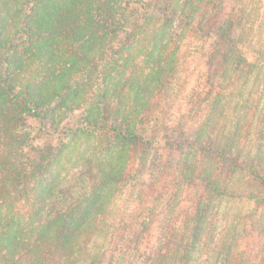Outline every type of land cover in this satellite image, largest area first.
Segmentation results:
<instances>
[{"label":"trees","instance_id":"1","mask_svg":"<svg viewBox=\"0 0 264 264\" xmlns=\"http://www.w3.org/2000/svg\"><path fill=\"white\" fill-rule=\"evenodd\" d=\"M224 2L0 0V264H112L114 250L125 257L137 249L162 195L123 214L112 205L113 193L126 179L127 158L138 151L148 156L156 132L168 128L167 117L153 109L161 111L157 99L170 77L191 69L188 58L200 63L206 56L228 72L244 71L241 65L246 71L237 98L227 99L230 124L220 138L183 126L163 136L165 145L190 149L183 153L186 180L195 173L197 155L209 167L195 177L203 181L201 191L174 247L168 239L151 264H195L210 218L221 207L228 220L214 264H259L254 253L264 241V134L245 157L239 143L248 117L244 88L249 84L252 91L264 81V11L242 1L248 19L218 28ZM216 96L226 97L221 91ZM30 119L37 121L36 134L69 141L58 149L35 144ZM92 141L108 156L97 172L90 170L94 181L48 211L56 175L44 185L47 167ZM251 236L249 249L239 250Z\"/></svg>","mask_w":264,"mask_h":264},{"label":"rangeland","instance_id":"2","mask_svg":"<svg viewBox=\"0 0 264 264\" xmlns=\"http://www.w3.org/2000/svg\"><path fill=\"white\" fill-rule=\"evenodd\" d=\"M242 1L248 3V7L253 6L257 7L256 9L259 11H264V0L260 2H258L259 0H225L215 22L218 23V28L224 26L229 20L237 23L241 16L245 21L248 19L249 12H241L240 10L243 7ZM188 61L191 69L188 72L184 71L183 74L177 70L178 72L170 77L169 83H167L168 88H165L164 93L159 95L157 101L160 103L162 112L157 107L153 109L154 112L161 113V117H167L168 128L156 132L160 134L148 156L138 151L134 152L135 154L133 153V157L130 155L127 158L125 172L128 177L126 176V179L120 182L111 199L112 205L114 204L115 207L119 208L123 214L136 209L142 210L144 206L138 207L139 204L142 205L152 195L161 194L163 203L153 225L144 233L143 242L139 243L137 249H131L130 254L125 257L124 254L121 256L119 250L113 249L116 254L112 264H151V259L161 249H166L164 244L168 239L170 240L168 248L174 247L171 241L174 236L176 237L180 233L185 217L193 211L194 203L203 184L202 180L195 177L200 172L203 175L202 166H209L201 161V155H197L194 151L193 154L198 156L197 159L194 157L191 160L192 164L193 162L196 163L195 173L192 174L191 179L187 178L186 180L182 172L185 166L183 153L185 149L187 151L190 149L188 147L181 149L171 147L168 144L165 145L163 138L165 132L170 134L171 131L178 132L182 129L179 126H183V129L189 130L191 133L203 130L205 133H209L211 137L220 138L219 135H222L223 129L227 124H230V121L224 116L231 113V108L230 106L228 108L226 103L228 100L233 101L232 99L237 98L236 85L242 80V74L244 75L246 67L241 65L244 71L232 70L228 72L229 67L212 66L207 56L200 63L192 62L191 58H188ZM127 70L129 73L130 70ZM177 75L182 77L176 78ZM228 75L231 76V80ZM219 80L225 81L224 87L220 88V85H218ZM248 86L249 84L244 88L245 97L248 98V101L246 106L243 107V111L248 113V117L239 143L240 147L244 146V157L249 153V149L254 150L255 145L262 141L261 136L264 134V81L263 84L252 91H249ZM219 91L226 95L221 101L216 96ZM69 116L71 119L72 115L69 114ZM29 122L31 124L29 129H33L35 135L37 133V130L35 131L37 121L30 119ZM36 135L38 136L33 140L35 144L49 142L57 149L69 141L68 137L58 136L57 134L50 136ZM30 149L31 146L25 148L28 152ZM100 151L101 148L99 149L94 141L89 144L83 142L74 150L71 149L68 155L63 156L61 162L54 161L49 164L44 185H48L53 176L56 175V177L53 182L55 188L53 197L46 201L48 211H54L60 206L67 205L74 195L78 196L80 194L83 184L90 185L94 181L91 178L90 170L97 172L99 160L103 157L108 158ZM238 173L242 172L239 171ZM240 176L241 174L237 175V177ZM115 207L114 209H117ZM137 214L139 217H143L140 212H137ZM227 220L225 207H221L212 215L210 218L211 229L209 228V231L203 236V238L206 237L194 262L195 264L215 263V254ZM249 227L250 223L246 222L245 230ZM246 240L247 238L243 241L239 250H248L249 244H251L249 241H253V236L249 238L248 242ZM122 248L124 249V246ZM255 249V261L264 264V241L257 244ZM117 257H120V259H117L116 262Z\"/></svg>","mask_w":264,"mask_h":264}]
</instances>
